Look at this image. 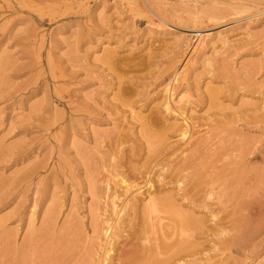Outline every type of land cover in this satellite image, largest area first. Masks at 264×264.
Here are the masks:
<instances>
[{
  "label": "rangeland",
  "instance_id": "obj_1",
  "mask_svg": "<svg viewBox=\"0 0 264 264\" xmlns=\"http://www.w3.org/2000/svg\"><path fill=\"white\" fill-rule=\"evenodd\" d=\"M263 9L264 0H0V264H121L136 243L125 203L144 197L148 175L198 219L193 238L181 236L196 245L194 264H264ZM141 116L156 122L150 135ZM184 117L210 137L173 182L171 165L190 153L166 161L185 146L180 132L163 147L152 135ZM199 165L194 207L181 195ZM221 192L230 198L220 204ZM233 232L240 245L223 251ZM184 252L169 264H189Z\"/></svg>",
  "mask_w": 264,
  "mask_h": 264
},
{
  "label": "bare ground",
  "instance_id": "obj_2",
  "mask_svg": "<svg viewBox=\"0 0 264 264\" xmlns=\"http://www.w3.org/2000/svg\"><path fill=\"white\" fill-rule=\"evenodd\" d=\"M263 13H264V9H263ZM123 90V89H122ZM212 93V91H211ZM214 93V92H213ZM124 95V94H123ZM119 99V98H118ZM122 98H120L121 100ZM123 101V100H122ZM121 101V102H122ZM126 103V102H125ZM213 104V103H212ZM166 109L169 110L170 106L168 104V102L166 101ZM172 109V108H171ZM181 112V111H180ZM181 114V113H180ZM140 120V127L142 128V130L144 131L145 134L147 135H150L152 133V128H154L155 126V123L154 122H151L149 121L146 117H139ZM149 118V117H148ZM185 123H183L182 125H179V126H175V125H167L163 128H161V130H159L158 132L157 131H153L154 134L152 135L156 140H155V144H159L161 145L162 147L165 146L163 145V142L165 141V136L167 135V132H170V130H173L174 131H178L180 132V135H181V138L183 140V144L185 145L184 147L182 146H177V147H172V149L169 151L170 153L167 154L166 158L167 159L166 161H171L172 159H170L171 156H174V152L177 151V150H180L181 153L183 152H186V153H190V154H187V155H182L179 159H177L176 161L173 162V164L171 165L172 166V171H170L171 173H169L168 175L170 177H168V179L170 180H173L175 179L176 177H178L179 175L181 177H185L186 176L184 174H181V172L185 171V170H188L190 169L192 166V157L197 155V154H200L202 153V151L200 152V147L203 143H205V141H208L209 137L208 135H206L203 139H201L202 136L200 137H197L195 135V133L197 132V130H194V126L192 124H188L187 120L185 119V117L182 119ZM196 124V123H195ZM194 124V125H195ZM189 125V126H188ZM191 128L192 130V133H189V129ZM158 129V128H157ZM194 131V132H193ZM198 134V133H197ZM200 134V132H199ZM210 134V133H209ZM187 135V136H186ZM186 136V138H185ZM151 137V136H150ZM153 138V139H154ZM166 142V141H165ZM164 142V144H165ZM206 144V143H205ZM158 145V146H159ZM180 145V144H179ZM160 146V147H161ZM203 147V146H202ZM205 147V146H204ZM203 147V148H204ZM165 148V147H164ZM202 148V149H203ZM162 150V148H160ZM9 150V149H8ZM159 153V150H157L153 156H157ZM185 153V154H186ZM4 154V153H3ZM2 155V154H1ZM0 155V156H1ZM203 155V154H202ZM214 155V154H213ZM4 156V155H3ZM164 156V155H163ZM164 156V157H165ZM199 156V155H198ZM200 157V156H199ZM3 158V157H0V159ZM173 158V157H171ZM177 158V155L175 156L174 160ZM205 158V157H204ZM161 159V158H160ZM163 159V158H162ZM4 160V159H3ZM203 160V159H202ZM205 160V159H204ZM208 160V159H206ZM205 161H203L202 163L204 164V167L206 166L205 164ZM208 163V162H207ZM209 165L211 163H208ZM191 166V167H190ZM202 165L197 168H192V171L190 173V175L188 176L189 177V180L187 181H190V185L191 187H186V189L182 190L183 193L181 195V197L185 198L189 205H193L194 207L196 206L195 205V202H196V199H195V194H196V187L199 186V181H201V179L199 178L198 175H201L200 174V169H201ZM203 168V167H202ZM208 170V168H206ZM205 169V170H206ZM202 170V169H201ZM206 170V171H207ZM203 171V170H202ZM186 172V171H185ZM186 174V173H185ZM149 176L148 175V179L146 180V183H148V188L144 191V192H141L140 195H144V197H139L135 198V196L133 195H129L132 197V198H129L127 200V202L125 203L126 206L128 205L129 208L133 209V216L131 217V219L126 218V219H129L132 223V228L130 229L131 231H129L127 233V235L129 236V240H135V244L134 246L132 245V248L129 249V251L125 252V254H121V256L118 257V259L121 261V264H169L171 262L174 261V259L177 257V260H178V256L183 252L185 253L184 251H188V254L189 256L191 257V262L189 264H194L195 263V244L193 243V241H188L187 237H191L193 238L194 236V233L196 234V230H197V227H198V219H196L193 214H190V213H181L180 210L178 211L177 210V204L175 203V200H176V197H175V194L174 193H171V192H162L161 189L158 188V186H152L149 182ZM151 177V176H150ZM201 177V176H200ZM217 177V176H216ZM238 177V176H237ZM181 178V179H183ZM200 179V180H199ZM219 179V178H217ZM168 180V182L170 181ZM224 179H222L223 181ZM226 180V179H225ZM3 181V179H2ZM5 181V179H4ZM8 181V179H7ZM10 181H8V183L5 181L4 185H6L7 183V186ZM120 182L122 183H125L126 181L125 180H120ZM172 182V181H171ZM173 182H175L173 180ZM213 182V181H211ZM226 182V181H224ZM222 183V182H221ZM128 184H125L123 185L124 189L127 190L128 188ZM224 184V183H223ZM226 184V183H225ZM232 184V182L230 183H227L226 186H229ZM234 184V183H233ZM1 185V184H0ZM11 185V184H10ZM211 185V184H210ZM212 186V185H211ZM225 186V189H227V187ZM1 187V186H0ZM114 188V187H113ZM141 188V187H140ZM3 189H4V186H3ZM198 189V188H197ZM2 190V188H1ZM6 190V189H5ZM140 189L137 188L135 190H130L131 193H133L132 191H134V193L136 191H139ZM223 190V189H222ZM221 190V191H222ZM4 191V190H3ZM110 191V190H109ZM115 191H117L116 189L111 191L113 193H111V200L108 202H110V204H108L109 206H112V211L115 212V208H116V205H115V200L113 201V199H117V196L115 195ZM125 192V191H124ZM210 192V191H209ZM234 193V191H232ZM230 193V194H233V193ZM127 194V193H125ZM198 194V193H197ZM229 193H227L228 195ZM108 195V196H109ZM225 193H219L217 199L219 201H222L220 202L221 203H224L225 201V198L227 196ZM116 197V198H115ZM109 198V197H108ZM227 198H230L229 195ZM126 199V198H125ZM136 199V200H134ZM223 199V200H222ZM144 201V202H143ZM224 201V202H223ZM242 201V200H241ZM237 202L235 204V208H237L238 210L239 209H243V201L241 202ZM121 207V206H120ZM126 208V207H124ZM107 209V208H106ZM168 210L169 212V217H162L161 216V211H166ZM192 209V208H191ZM194 209V208H193ZM124 210V209H123ZM122 210V211H123ZM237 210V211H238ZM120 211H121V208H119L118 211H116L113 215H115V219L114 221H112L113 223L115 222L116 224H118V221L120 219ZM192 211V210H191ZM105 212V210H104ZM230 212V211H229ZM171 215V216H170ZM51 216V215H50ZM109 216V215H108ZM119 216V217H118ZM229 216V215H228ZM243 216V215H242ZM112 217V216H110ZM114 217V216H113ZM122 217V216H121ZM232 217V215H231ZM225 217H223L224 219ZM228 218V217H227ZM226 218V219H227ZM233 218V217H232ZM113 219V218H112ZM234 219V218H233ZM109 220V219H108ZM118 220V221H117ZM164 220H167L168 222H164ZM222 220V219H220ZM232 220V219H230ZM117 221V222H116ZM127 221V220H126ZM229 221V220H228ZM235 221V225H239L240 222H242L243 224L241 225H244V222H243V219L241 217L238 216V218L234 219ZM124 222V221H123ZM252 222V221H251ZM114 223V224H115ZM120 223L122 222H119V225ZM233 223V221H232ZM124 224H127V223H124ZM226 224V223H225ZM247 224V223H246ZM113 225V224H112ZM118 225V227H119ZM128 225V224H127ZM228 225V224H227ZM232 225V224H231ZM237 225V226H238ZM111 225H109L110 227ZM115 226V225H114ZM233 226V225H232ZM236 226V227H237ZM118 227H115L118 228ZM224 227V226H223ZM222 227V228H223ZM235 226H233V229H231V226L229 225V227H224V230H228L227 231H230L233 230V231H236V229H238V227L234 228ZM244 227V226H243ZM248 227V226H247ZM246 227V228H247ZM112 228V227H111ZM109 228V230L111 229ZM122 228V227H121ZM245 228V227H244ZM245 228V229H246ZM107 229H105V234H107ZM199 229V227H198ZM243 229V228H242ZM119 230V229H118ZM249 230V229H248ZM40 231V230H39ZM186 231H188L187 233V237L186 239H182L181 236L183 237V235L186 233ZM240 231V230H239ZM237 230V232H239ZM246 231V230H245ZM37 232V231H36ZM39 233V232H38ZM119 234V233H118ZM228 234V233H226ZM238 234V235H237ZM235 234V232H233L232 235H230L229 233V237H223V239L221 238V240L219 241V244L221 245L223 251L226 250L227 248H230V246H235L236 242H238L240 240L241 237H239V234L241 233H237ZM243 234V233H242ZM35 235V234H34ZM111 235V234H110ZM110 235H105V238H104V241L105 242H110L108 241V238ZM248 235V234H246ZM245 235V236H246ZM31 236V235H30ZM242 236V235H241ZM244 236V237H245ZM120 237V235H119ZM127 238V237H126ZM248 238V237H246ZM190 239V238H189ZM110 240V239H109ZM126 240V239H125ZM124 240V241H125ZM187 242V243H186ZM240 243V242H239ZM218 244V245H219ZM234 244V245H233ZM244 244V243H243ZM240 245V244H238ZM237 245V246H238ZM229 250V249H228ZM102 254V253H101ZM187 254V253H186ZM104 255H106V252L104 251ZM183 259V258H182ZM176 260V259H175ZM190 261V260H189ZM197 262V261H196ZM104 263V262H103ZM174 263V262H173Z\"/></svg>",
  "mask_w": 264,
  "mask_h": 264
}]
</instances>
